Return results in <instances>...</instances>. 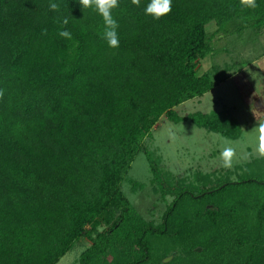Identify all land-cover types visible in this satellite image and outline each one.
<instances>
[{"label": "trees", "instance_id": "trees-1", "mask_svg": "<svg viewBox=\"0 0 264 264\" xmlns=\"http://www.w3.org/2000/svg\"><path fill=\"white\" fill-rule=\"evenodd\" d=\"M149 2L118 0L111 48L79 0H0V264H58L82 238L81 264H264V157L175 179L145 143L162 116L240 136L226 107L175 106L227 77L230 64L200 60L215 33L264 31V0H172L159 19ZM139 151L165 203L158 221L122 189L145 186L128 176Z\"/></svg>", "mask_w": 264, "mask_h": 264}, {"label": "rangeland", "instance_id": "rangeland-1", "mask_svg": "<svg viewBox=\"0 0 264 264\" xmlns=\"http://www.w3.org/2000/svg\"><path fill=\"white\" fill-rule=\"evenodd\" d=\"M207 29L210 32L215 30V23L208 22ZM245 33L224 35L218 32L213 35L214 50L200 60L199 71H205L214 63H228L232 68L226 71L227 77L211 89L175 106L179 114L194 110H220L226 107L240 124V136L228 138L219 132L199 127L188 119L174 122L162 116L154 124L152 134L145 139L148 148L160 155L161 168L172 173L175 179L193 177L196 170L220 174L232 169L233 167L224 168L220 159L225 140L231 141L237 149L233 166L258 156L255 151L258 145L256 125L264 121V95L260 94L262 85L264 87V31L253 37ZM256 93H259L257 95L260 97H257ZM253 98L260 106L252 103ZM235 174L230 173V177L235 179ZM128 176L144 181L145 186L133 191L131 182L125 179L122 181L123 191L138 212L147 219L158 221L165 203L159 192H154L153 185L149 182L152 175L144 152L139 151L136 154ZM171 197L167 195L168 200ZM85 243V238L75 242L60 257L58 264H81L78 255ZM171 257L172 254L163 260L168 261Z\"/></svg>", "mask_w": 264, "mask_h": 264}, {"label": "clouds", "instance_id": "clouds-1", "mask_svg": "<svg viewBox=\"0 0 264 264\" xmlns=\"http://www.w3.org/2000/svg\"><path fill=\"white\" fill-rule=\"evenodd\" d=\"M132 4L139 6L140 0H131ZM240 3L248 8H256V0H240ZM79 4L84 8L94 9L100 14L103 19L105 30L103 38L107 41V44L111 48L119 47V36L117 29L119 27L117 21L112 16V9L119 6L118 0H79ZM172 0H150L146 5L144 11L146 14L153 16L155 19L171 12ZM50 9L57 10L58 5L51 3ZM63 23L66 25L68 20L65 18ZM46 34V30H45ZM59 36L71 39V33L69 31L62 30ZM3 96V90H0V97ZM258 130V145L255 149L258 157H264V121L259 122L257 125ZM237 156V149L233 143L229 140L224 141V146L220 151V159L224 168H232L234 158ZM247 158V157H245Z\"/></svg>", "mask_w": 264, "mask_h": 264}, {"label": "crops", "instance_id": "crops-1", "mask_svg": "<svg viewBox=\"0 0 264 264\" xmlns=\"http://www.w3.org/2000/svg\"><path fill=\"white\" fill-rule=\"evenodd\" d=\"M263 54H264V53H263ZM263 54H262V55H263ZM263 73H264V72H263ZM263 75H264V74H263ZM261 89H262V93H261V90H260V94H262V96H263V95H264V87H263V85H262V88H261ZM253 94H255V93H253ZM257 94H259V93H256V95H257ZM257 97H260V95H257ZM259 102H260V101H259ZM252 103H257V102L254 101V98L252 99Z\"/></svg>", "mask_w": 264, "mask_h": 264}, {"label": "flooded vegetation", "instance_id": "flooded-vegetation-1", "mask_svg": "<svg viewBox=\"0 0 264 264\" xmlns=\"http://www.w3.org/2000/svg\"><path fill=\"white\" fill-rule=\"evenodd\" d=\"M259 105V103H257ZM260 106V105H259Z\"/></svg>", "mask_w": 264, "mask_h": 264}]
</instances>
